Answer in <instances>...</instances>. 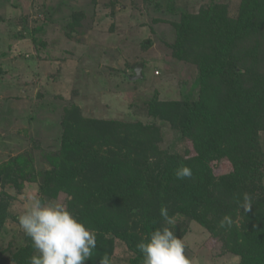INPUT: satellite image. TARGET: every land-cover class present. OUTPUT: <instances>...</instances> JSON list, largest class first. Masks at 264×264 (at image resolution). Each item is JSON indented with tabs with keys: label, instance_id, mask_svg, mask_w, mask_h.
I'll return each instance as SVG.
<instances>
[{
	"label": "trees",
	"instance_id": "1",
	"mask_svg": "<svg viewBox=\"0 0 264 264\" xmlns=\"http://www.w3.org/2000/svg\"><path fill=\"white\" fill-rule=\"evenodd\" d=\"M160 1L153 0L155 6ZM173 1L167 10L174 13ZM69 8L64 30L73 36L87 12ZM46 9L40 10L44 19L56 22L58 9L49 7L51 14ZM169 24L171 55L198 70L192 84L196 96L164 100L156 93L147 101V122L89 117L77 103L69 104L58 154L49 157L40 192L48 199L66 194V207L95 233L97 246L85 264H100L105 257L111 264L119 244L128 264H143L140 241L163 226L183 238L188 221L209 231L216 240L213 255L228 264H264V0H240L236 15H230L228 4L206 0L198 12L181 10L180 19ZM43 28L34 27V43ZM151 43L143 40L142 47ZM167 130L176 140L164 145ZM223 159L232 170L219 174L212 164ZM30 163L18 157L1 166L3 189L22 190L31 179ZM181 165L191 168V178H176ZM5 190L0 229L13 199ZM243 193L250 196L249 210L242 206ZM161 207L176 219L175 226L163 220ZM225 217L230 227H220ZM33 254L25 235L23 243L0 249V264H29Z\"/></svg>",
	"mask_w": 264,
	"mask_h": 264
},
{
	"label": "rangeland",
	"instance_id": "2",
	"mask_svg": "<svg viewBox=\"0 0 264 264\" xmlns=\"http://www.w3.org/2000/svg\"><path fill=\"white\" fill-rule=\"evenodd\" d=\"M220 1L228 4L230 15L238 13L240 0ZM204 2L174 0L173 13L167 10L168 0L156 6L153 0H0V167L22 157L31 161L32 172L20 191L10 185L3 189L0 179V195L5 190L13 196L0 229V249L9 242L23 243L25 233L17 217L31 197L66 206V194L48 199L40 192L49 157L58 154L65 107L77 103L89 117L147 122V101L156 93L164 100L196 96L192 84L197 68L174 59L166 42L173 40L169 22L179 20L181 10L198 12ZM69 6L87 12L73 36L64 30ZM45 7L49 14V7L58 9L56 22L44 19L40 10ZM22 17L27 29L22 28ZM40 24L44 28L34 43L33 29ZM147 39L152 43L144 49L142 41ZM135 63L144 65L137 82L131 81ZM174 140L175 133L167 130L164 145ZM187 146L193 149L189 139ZM212 165L219 174L232 170L228 159ZM186 227L182 240L192 264L229 263L213 255L216 240L203 225L188 221ZM111 264H128L123 244Z\"/></svg>",
	"mask_w": 264,
	"mask_h": 264
},
{
	"label": "clouds",
	"instance_id": "3",
	"mask_svg": "<svg viewBox=\"0 0 264 264\" xmlns=\"http://www.w3.org/2000/svg\"><path fill=\"white\" fill-rule=\"evenodd\" d=\"M192 175L189 166L181 165L175 170L177 179ZM242 195V206L249 210L250 196L248 193ZM160 215L167 225L177 224L166 207H161ZM17 219L35 249L29 264H85L93 256L97 246L95 233L61 202H44L38 196L31 197L26 210ZM231 223V219L225 217L220 227H230ZM137 248L143 255V264H192L185 254L184 241L167 226L156 228L137 244ZM100 264H109L108 258L101 259Z\"/></svg>",
	"mask_w": 264,
	"mask_h": 264
},
{
	"label": "water",
	"instance_id": "4",
	"mask_svg": "<svg viewBox=\"0 0 264 264\" xmlns=\"http://www.w3.org/2000/svg\"><path fill=\"white\" fill-rule=\"evenodd\" d=\"M143 64L140 63L136 69H135V75L132 77V80H137V79H140L143 77V74H142V69H143Z\"/></svg>",
	"mask_w": 264,
	"mask_h": 264
}]
</instances>
